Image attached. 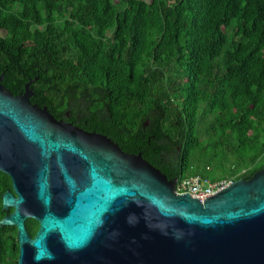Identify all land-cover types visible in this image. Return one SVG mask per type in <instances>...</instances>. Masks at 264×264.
Listing matches in <instances>:
<instances>
[{"label": "trees", "instance_id": "1", "mask_svg": "<svg viewBox=\"0 0 264 264\" xmlns=\"http://www.w3.org/2000/svg\"><path fill=\"white\" fill-rule=\"evenodd\" d=\"M2 75L169 180L264 169V0H0ZM7 190L0 171V221ZM18 255L0 225V264Z\"/></svg>", "mask_w": 264, "mask_h": 264}, {"label": "water", "instance_id": "2", "mask_svg": "<svg viewBox=\"0 0 264 264\" xmlns=\"http://www.w3.org/2000/svg\"><path fill=\"white\" fill-rule=\"evenodd\" d=\"M3 80L0 225L17 229L18 264H264V169L203 202L177 194L142 153L31 104L38 78L18 96Z\"/></svg>", "mask_w": 264, "mask_h": 264}, {"label": "built area", "instance_id": "3", "mask_svg": "<svg viewBox=\"0 0 264 264\" xmlns=\"http://www.w3.org/2000/svg\"><path fill=\"white\" fill-rule=\"evenodd\" d=\"M232 182V180L228 179L212 181L199 175L191 176L178 181L176 193L180 195L190 194L193 198L203 202L229 187Z\"/></svg>", "mask_w": 264, "mask_h": 264}, {"label": "flooded vegetation", "instance_id": "4", "mask_svg": "<svg viewBox=\"0 0 264 264\" xmlns=\"http://www.w3.org/2000/svg\"><path fill=\"white\" fill-rule=\"evenodd\" d=\"M83 131L88 132V133H93V131H89V130H83ZM33 226H34V227H33ZM26 227H27V230H28L30 236H31L32 238H34L35 235H36V233H37V231H38L39 223H38L35 219L30 218V219H28V220L26 221ZM29 227L35 229V233H34V234H32V233L30 232V230H29L30 228H29Z\"/></svg>", "mask_w": 264, "mask_h": 264}]
</instances>
